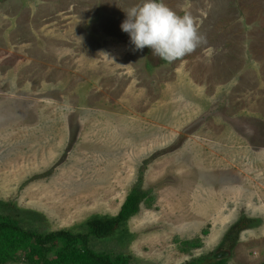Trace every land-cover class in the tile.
I'll return each mask as SVG.
<instances>
[{"label": "rangeland", "instance_id": "obj_1", "mask_svg": "<svg viewBox=\"0 0 264 264\" xmlns=\"http://www.w3.org/2000/svg\"><path fill=\"white\" fill-rule=\"evenodd\" d=\"M66 1L0 0V207L72 230L116 215L141 180L149 200L97 250L134 264L263 262L264 66L230 55L239 69H225L208 37L223 23L208 30L209 16L196 19L207 42L167 63L117 31L123 2L118 23L100 3ZM189 2L164 0L178 14ZM242 218L249 225L230 238Z\"/></svg>", "mask_w": 264, "mask_h": 264}, {"label": "trees", "instance_id": "obj_2", "mask_svg": "<svg viewBox=\"0 0 264 264\" xmlns=\"http://www.w3.org/2000/svg\"><path fill=\"white\" fill-rule=\"evenodd\" d=\"M137 182L125 197L114 216H92L71 229L45 231L33 227L39 214L15 209L10 203L0 207V264H134L131 256L115 251H99L95 241L109 240L126 234L125 224L139 211L142 202L149 200ZM242 218L231 227L229 237L249 225ZM78 228V230L76 229ZM196 248L200 245L184 241ZM183 264H226L223 260L200 258ZM264 264V261L259 263Z\"/></svg>", "mask_w": 264, "mask_h": 264}, {"label": "crops", "instance_id": "obj_3", "mask_svg": "<svg viewBox=\"0 0 264 264\" xmlns=\"http://www.w3.org/2000/svg\"><path fill=\"white\" fill-rule=\"evenodd\" d=\"M73 3H70L72 2ZM74 1L77 0H67L65 2L68 7L65 10H69L71 5H74ZM179 1V0H178ZM123 7L131 8L137 6L143 2V0H83L79 2L82 6H97L99 3L107 8V10L112 11L114 15V20L121 22V13L125 10ZM127 3H130L127 5ZM189 4V5H188ZM188 7H183L184 3H179L177 9L180 15L185 13H190L197 21L204 20L206 17H211L206 19L208 30L216 29L219 27V23H223L220 33L213 35L211 32L208 33V37L217 38L218 42L215 43L213 47L222 48L219 54L229 57L231 67H225V69L231 68L239 69L236 62H233L232 56L239 55H255V59L258 61L259 65L264 66V59L258 60L260 53H264V0H235L232 3H223L218 0H214L213 7L211 6V0H190ZM116 7H118L116 9ZM77 8V7H76ZM84 8L81 7L80 10ZM64 11V10H63ZM117 12V16L116 13ZM210 13L214 15H209ZM120 14V15H119ZM108 15V14H107ZM108 16L104 17V21L111 24ZM108 27V25H105ZM102 27V26H99ZM202 27V24L199 28ZM117 31L121 30L120 24H116ZM204 28V27H203ZM102 30H106L102 28ZM203 30V29H202ZM221 38L226 39L222 40ZM217 53V52H216ZM254 59V57L252 56ZM201 59V57H200ZM228 59V58H227ZM228 61V62H229ZM236 63V64H235ZM235 64V66H234ZM260 71L259 82H262L264 87V67ZM243 79V78H242ZM248 82L243 79L241 86H247Z\"/></svg>", "mask_w": 264, "mask_h": 264}, {"label": "clouds", "instance_id": "obj_4", "mask_svg": "<svg viewBox=\"0 0 264 264\" xmlns=\"http://www.w3.org/2000/svg\"><path fill=\"white\" fill-rule=\"evenodd\" d=\"M121 29L129 35L135 51L149 48L167 63L183 60L207 42L190 13L178 14L164 0H143L129 8Z\"/></svg>", "mask_w": 264, "mask_h": 264}]
</instances>
